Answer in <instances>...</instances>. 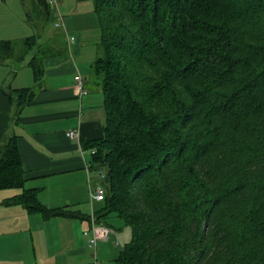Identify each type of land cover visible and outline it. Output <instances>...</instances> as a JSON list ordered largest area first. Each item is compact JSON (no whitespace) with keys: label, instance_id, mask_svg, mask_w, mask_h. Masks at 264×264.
Instances as JSON below:
<instances>
[{"label":"trees","instance_id":"obj_1","mask_svg":"<svg viewBox=\"0 0 264 264\" xmlns=\"http://www.w3.org/2000/svg\"><path fill=\"white\" fill-rule=\"evenodd\" d=\"M33 1L35 18L52 17L48 0ZM92 2L104 120L84 148L104 172L95 222L116 217L131 231L114 264H264V0ZM24 43L27 52L34 36ZM11 48L0 42V57ZM23 174L6 134L0 189L23 191L4 203L43 219L81 216L44 205Z\"/></svg>","mask_w":264,"mask_h":264},{"label":"crops","instance_id":"obj_2","mask_svg":"<svg viewBox=\"0 0 264 264\" xmlns=\"http://www.w3.org/2000/svg\"><path fill=\"white\" fill-rule=\"evenodd\" d=\"M48 2L50 19L44 13L30 19L26 12L35 8L33 0H0V15L10 20L0 24V42L12 45L13 40L31 36L36 41V49L20 57L12 48L9 57H0V139L16 136L24 188H37L47 207L66 206L81 216L43 219L21 204L4 203L23 187L0 189V264H114L129 234L123 236L112 226L106 238L89 244V216L101 200L92 196L100 184L97 169L91 168V148L84 144L100 138L103 131V94L91 75L101 29L92 0H74L61 26L54 22L56 5L63 0ZM32 58L41 69L38 79ZM76 74L82 78L83 95L76 90ZM26 88L33 92L32 100L20 103L19 92ZM70 130L73 137L67 135ZM90 247L94 261L88 255Z\"/></svg>","mask_w":264,"mask_h":264},{"label":"built area","instance_id":"obj_3","mask_svg":"<svg viewBox=\"0 0 264 264\" xmlns=\"http://www.w3.org/2000/svg\"><path fill=\"white\" fill-rule=\"evenodd\" d=\"M55 0H51V3H53ZM57 7V5H56ZM58 12V18L57 20L54 22L55 26H61L62 25V16L60 15L59 11ZM69 40L70 41H73L74 40V37L73 36H70L69 37ZM74 80H75V87H76V90L78 92V95H83L84 93H86V90L84 89L83 87V84H82V78L79 74H76L74 76ZM67 135L69 137H73L74 136V132L73 131H67ZM91 153H94L95 152V149L94 148H91L90 149ZM97 172H99V177L100 178H103L104 176V172L103 170L101 169H97ZM94 196L95 199L97 200H102L103 197H104V188L102 185H99L96 189H95V192H94ZM91 228H90V231H91V237L89 238V243L90 245H94L96 243L97 240L99 239H104L108 236V234L111 232V228L106 226V225H103V224H98L95 222L93 216H91ZM88 231H84V234H87Z\"/></svg>","mask_w":264,"mask_h":264},{"label":"rangeland","instance_id":"obj_4","mask_svg":"<svg viewBox=\"0 0 264 264\" xmlns=\"http://www.w3.org/2000/svg\"><path fill=\"white\" fill-rule=\"evenodd\" d=\"M73 2H74V0H63V3L62 4H59V5L57 4L56 10L59 11V13H60L61 16H66L67 14H69L68 13V10H69V8H71L73 6ZM30 11H31V14H32L31 17L32 18H35V14L33 13V11L32 10H30ZM1 18L2 17L0 15V24H4V22H5V24H7L8 21L10 22V20L7 19V17H4L2 19ZM2 21H4V22H2ZM96 24L98 25V28H99V23L96 22ZM30 34H31V32H30ZM24 39H25V37H24ZM24 42H25V40H18V41L13 40L12 41V53L14 54V56L16 55V56H19L20 57V56L24 55V52L26 50V47H25V43ZM34 48L36 49V47H33V49ZM98 173L99 172H97V175H98L97 182H98V184L101 185L102 184V178L99 177V174ZM101 203L99 204V207L101 206ZM110 220H111L110 221V224H112L113 226H115V228L118 231L120 230V232L123 233V236L126 235V234L127 235L129 234L128 239H130L131 231H130V228L128 226H126L120 219H118L116 217H111ZM97 249H98V244H97ZM88 253H89L88 255L90 256V258L93 259V261H94V254H93L94 253V247L88 248ZM109 264H112V263L110 262Z\"/></svg>","mask_w":264,"mask_h":264}]
</instances>
